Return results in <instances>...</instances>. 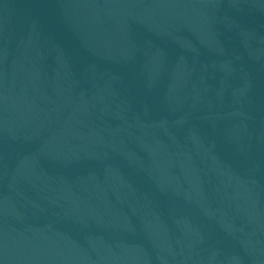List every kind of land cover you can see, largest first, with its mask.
Returning <instances> with one entry per match:
<instances>
[{"label":"water","instance_id":"water-1","mask_svg":"<svg viewBox=\"0 0 264 264\" xmlns=\"http://www.w3.org/2000/svg\"><path fill=\"white\" fill-rule=\"evenodd\" d=\"M0 264H264V0H0Z\"/></svg>","mask_w":264,"mask_h":264}]
</instances>
